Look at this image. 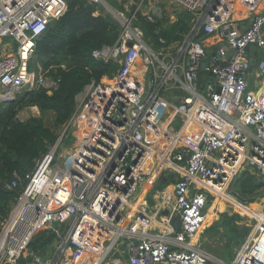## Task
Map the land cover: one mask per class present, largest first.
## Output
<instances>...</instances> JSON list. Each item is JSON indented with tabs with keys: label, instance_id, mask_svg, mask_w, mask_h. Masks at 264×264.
<instances>
[{
	"label": "built area",
	"instance_id": "1",
	"mask_svg": "<svg viewBox=\"0 0 264 264\" xmlns=\"http://www.w3.org/2000/svg\"><path fill=\"white\" fill-rule=\"evenodd\" d=\"M84 1L99 8L95 15L119 23L115 41L91 51L93 59L118 69L91 79L33 169L4 183L19 197L0 224V264L28 258L30 264H82L83 258L122 264L116 255L122 247L127 264H208L212 258L196 238L210 194L222 191L241 167L264 177V0H240L249 10L259 5L251 16L236 18L230 0H167L176 6L171 11L146 9L145 0L130 8ZM66 7V0H0V102L25 90L55 88L30 61L36 39ZM181 13L188 29L167 39L160 28ZM146 24H153L154 36ZM211 36L218 40L206 45ZM179 115L201 129L195 144L175 136L171 126ZM72 127L75 147L60 154ZM158 135L179 142L170 157L184 169L165 197L169 214L180 220L172 234H150L154 216L136 196L146 167L155 163L151 146ZM253 215L227 264H264V205ZM41 230L55 236L44 250L53 248L47 258L29 247Z\"/></svg>",
	"mask_w": 264,
	"mask_h": 264
},
{
	"label": "trees",
	"instance_id": "2",
	"mask_svg": "<svg viewBox=\"0 0 264 264\" xmlns=\"http://www.w3.org/2000/svg\"><path fill=\"white\" fill-rule=\"evenodd\" d=\"M66 5L62 16L53 19L36 39L30 61V68L32 64L40 65L45 76L55 81V88L51 93L44 87L25 90L7 103L0 102V224L8 218L12 204L19 197L18 189L8 191L4 183L10 181L14 173L24 178L33 169L36 159L56 141L72 115L75 96L83 87L91 79L101 81L111 77L118 69L117 63L104 64L93 59L91 51L113 43L119 23L109 15H95L99 8L84 0H66ZM152 25L146 24L145 28L154 36ZM155 25L159 26L160 22ZM188 26L189 22L179 16L171 28H160V32L172 39L178 37L176 32H184ZM25 107H36L38 116L20 120L17 113ZM252 180L250 175L240 174L236 183L243 192H252L262 185ZM53 240V234L41 230L29 247L43 255ZM28 260L22 259L20 264H27Z\"/></svg>",
	"mask_w": 264,
	"mask_h": 264
},
{
	"label": "crops",
	"instance_id": "3",
	"mask_svg": "<svg viewBox=\"0 0 264 264\" xmlns=\"http://www.w3.org/2000/svg\"><path fill=\"white\" fill-rule=\"evenodd\" d=\"M233 2V7L236 10L246 8L244 4L237 3L238 0H234ZM257 6L255 5L254 9ZM217 40V36H211L205 39V44L209 45L211 42ZM28 109L35 110L38 114L36 107H30ZM177 119V124L173 123L171 126L174 129L175 136L183 141L185 139V142L195 144L201 129L187 123L184 124L185 121L182 115L177 116ZM175 144H179V142H175L174 139L168 136H157L156 141L151 146V149L155 150L157 154L156 159H154L155 163L146 167V180L136 192V196H138L140 202L146 203L149 207L150 214L154 216V223L149 228L150 234L162 232L172 234L180 228L177 222L173 223L176 217L179 223L180 220L178 216L169 214L165 198L168 193L171 194L174 178H179L184 174L182 165L174 162L170 157L171 149ZM240 174H244L245 177L250 175L254 183H261L262 185L252 192H243L236 183L238 177L234 180L229 190L240 193L242 197H247L249 200L246 204H243L228 192V187L232 179L222 191L210 194L209 205L205 208L206 221L201 233L196 238V244L211 256L210 264H227L232 262L236 251L245 240L250 232L251 225L254 223L255 216L253 212L255 213L260 210L264 205V198L260 197L264 193V177L252 168H246ZM165 175L170 176L171 182L167 185H160L159 179ZM152 186H159V189L151 192ZM163 211L166 214H162ZM250 211L251 213H249ZM165 219L168 220V224L164 221ZM52 249H48L44 253L43 258L50 256L51 252H53ZM123 250L122 247L116 255L123 258L122 264H127ZM85 260L88 262L87 264L90 263L88 258H85ZM20 261L17 264H20Z\"/></svg>",
	"mask_w": 264,
	"mask_h": 264
},
{
	"label": "rangeland",
	"instance_id": "4",
	"mask_svg": "<svg viewBox=\"0 0 264 264\" xmlns=\"http://www.w3.org/2000/svg\"><path fill=\"white\" fill-rule=\"evenodd\" d=\"M109 1H111L114 6H116L118 4V6L121 7V8H125V7H129L130 8V7H133L139 0H109ZM230 1H231L232 6H233V4H234L233 1L234 0L233 1L230 0ZM133 2H134V5H131ZM237 3L242 4V2H240V0H238ZM156 6L164 9V11L165 10L171 11V10H173V8H176L175 5L169 3L167 0H145L144 8H146V9H151L152 8L153 9V8H157ZM233 9H234V13H233L232 16L234 18L239 16L241 13H243L245 16L249 17L257 10V9L249 10L247 8L236 10V8H234V7H233ZM96 12H98V11H96ZM96 12H95V14H97ZM179 16L184 18V16H186V14L181 13V14H179ZM178 17H177V19H178ZM170 20L171 19L169 18V21ZM175 22L170 24L171 25L170 27H165V28H161V29L171 28L174 25ZM184 22H189V21H184ZM32 63H34V62L32 61ZM32 65H33L32 67L34 68L35 65L34 64H32ZM249 77H252V73H249ZM38 114H39V112H38ZM38 114H37V112L35 110L32 111V109H28L27 107H25V108H23L22 110H20L17 113V117L20 120H25V119H27L30 116H38ZM47 118H50V115ZM176 124H175V126L178 127V125H176ZM72 133H73V135H72ZM75 134H77V132L75 130V127H72V129L70 130V133H67L64 136V139L61 142L60 154H67L75 147V144H76V141H77V138L75 137ZM157 189H159V186H152L151 187V192L155 191ZM245 198H247V197H245ZM263 203H264V201H263ZM27 264H30L29 260H28ZM208 264H210V261L208 262Z\"/></svg>",
	"mask_w": 264,
	"mask_h": 264
},
{
	"label": "water",
	"instance_id": "5",
	"mask_svg": "<svg viewBox=\"0 0 264 264\" xmlns=\"http://www.w3.org/2000/svg\"><path fill=\"white\" fill-rule=\"evenodd\" d=\"M155 33H157V32L155 31ZM255 49H256L255 46H251L248 50H249V51H254ZM204 65H205V63L203 64V66H204ZM250 66H253V62H251ZM175 94H177V95H185L184 93H182V92H180V91H176ZM11 100H12V99H11ZM11 100H6V101H2V102H3V103H4V102L7 103V102H9V101H11ZM173 100H174V101H177V97H174ZM244 170H245V169H244L243 167H241V168H239V169L236 171V173L234 174V176H233V178H232V180H231V183H230V185H229V187H228V192H230L231 195H233V196H234L236 199H238L240 202H242L243 204H246V203H248V200H249V199H247V198H245V197H242L238 192H231V191L229 190L231 184H232V183L234 182V180L239 176V174H240L242 171H244ZM177 179H178V178L175 177V178H174V181H176ZM159 181H160V185H167V184H169V183L171 182V178H170L169 175H165V176L160 177ZM260 197H261V198H264V193H262V194L260 195ZM208 205H209V203H207V204L205 205V208H206ZM162 214H166V212L163 211ZM174 222H175V223L177 222V225L179 224V227H180V223H179L177 217L175 218V220H173V223H174Z\"/></svg>",
	"mask_w": 264,
	"mask_h": 264
},
{
	"label": "bare ground",
	"instance_id": "6",
	"mask_svg": "<svg viewBox=\"0 0 264 264\" xmlns=\"http://www.w3.org/2000/svg\"><path fill=\"white\" fill-rule=\"evenodd\" d=\"M83 257V256H82ZM87 263V261L85 260V258L82 259V264Z\"/></svg>",
	"mask_w": 264,
	"mask_h": 264
}]
</instances>
